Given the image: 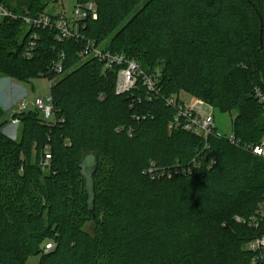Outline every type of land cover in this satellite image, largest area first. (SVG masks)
Masks as SVG:
<instances>
[{
    "label": "trees",
    "instance_id": "1",
    "mask_svg": "<svg viewBox=\"0 0 264 264\" xmlns=\"http://www.w3.org/2000/svg\"><path fill=\"white\" fill-rule=\"evenodd\" d=\"M59 1L0 0L10 14L0 17V73L55 81L64 119L16 115L13 141L0 105V264H264V248L248 249L264 237L263 218L248 224L264 204V159L247 150L264 140V0H75L97 6L86 40L110 39L104 50L147 73L161 67L150 101L141 83L116 94L114 72L80 59L84 43L27 30L24 18ZM59 61L62 74L52 71ZM181 92L234 115L239 144L176 125L165 99ZM46 145L53 160L43 172Z\"/></svg>",
    "mask_w": 264,
    "mask_h": 264
},
{
    "label": "built area",
    "instance_id": "2",
    "mask_svg": "<svg viewBox=\"0 0 264 264\" xmlns=\"http://www.w3.org/2000/svg\"><path fill=\"white\" fill-rule=\"evenodd\" d=\"M97 6L94 2H89L84 5L75 4L71 11L65 8L57 10L56 12H48L40 15L36 18H24L27 30H39L50 29L55 30L56 41L63 43L67 40H74L75 42L84 43V48L79 53V57L82 61L88 59H97L103 66V74L106 75L110 72L116 74L115 92L118 95H124L135 88L137 84L141 85L146 90V98L148 101L154 97H158L160 94V88L158 86L159 76L145 72L141 66L135 61L128 59L125 55L112 53L107 50L101 49L97 46L96 42L86 40L82 34L83 22L87 19L98 18ZM10 16L9 12L0 4V17ZM33 39L37 40L38 35L33 34ZM36 43L31 42L28 47L26 57L32 58L36 50ZM64 59V54H62ZM52 71L57 74L63 73L62 61L54 63ZM49 80V79H48ZM50 88L52 89L55 81L49 80ZM257 97L261 103H264V96L257 90ZM30 104L33 109L30 110ZM28 103L22 101L17 109L11 113L12 123L19 125L20 121L15 118L16 115L24 114L27 112L35 111L39 113V117L42 119V123L46 125H53L57 122H64L63 118H58L54 109L52 93L45 97L36 98L34 103ZM165 104L168 107L176 109V115L174 123L183 128V130L202 136L208 140L209 137L217 133L215 125V109L211 105L206 104L205 101L197 98L190 100L189 103L181 102L179 97H169L165 99ZM232 145H238L236 137L232 135L228 138ZM247 150L252 151L255 156L264 159V140L261 144L248 147ZM53 156L49 145L45 146L43 157L40 161V169L43 172H48L51 169ZM264 219V204H262L257 211V216L250 219V223L258 226L257 220ZM238 222H243L241 218L237 217ZM251 225V224H250ZM53 248V244L46 245L45 251H49ZM264 248V237L253 241L249 245V250L257 252Z\"/></svg>",
    "mask_w": 264,
    "mask_h": 264
},
{
    "label": "rangeland",
    "instance_id": "3",
    "mask_svg": "<svg viewBox=\"0 0 264 264\" xmlns=\"http://www.w3.org/2000/svg\"><path fill=\"white\" fill-rule=\"evenodd\" d=\"M75 4V0H60L58 4H51L49 6V12H56L57 10L63 8L68 11H71ZM109 40L106 41V44L109 42ZM106 44L104 43V45L102 44L99 47L104 50L106 48ZM155 68L156 69H153L152 73L160 77L162 70L161 67ZM50 92L51 88L48 79L36 78L35 80L30 81L29 83H24L17 79L8 78L6 75L0 73V105L5 109L6 112L3 120L8 121L7 124L4 125L2 132L6 134L11 140L18 141L21 133V128L19 127V125L12 123V111L17 109V107L21 104L22 101H27L29 104L34 103L36 98L45 97L46 95L50 94ZM179 98L181 102L189 103L190 100L195 99L197 97H192L187 93L181 92ZM197 99L203 100L201 98ZM206 104L211 105L208 102H206ZM29 107L30 110L33 109L31 104ZM233 119L234 115L229 113H221L215 109V125L218 134L221 135L222 138H229L233 135ZM235 220L237 221V217H235ZM248 224L249 226H251L250 224L252 223L248 221ZM87 229L89 232H93L92 226H89ZM40 259L41 258L39 256L31 257L29 258L27 264H39Z\"/></svg>",
    "mask_w": 264,
    "mask_h": 264
}]
</instances>
